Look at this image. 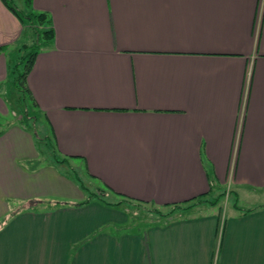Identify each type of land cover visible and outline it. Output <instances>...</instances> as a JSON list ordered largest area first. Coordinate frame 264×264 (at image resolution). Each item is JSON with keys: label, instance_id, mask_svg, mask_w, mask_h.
Instances as JSON below:
<instances>
[{"label": "crops", "instance_id": "obj_1", "mask_svg": "<svg viewBox=\"0 0 264 264\" xmlns=\"http://www.w3.org/2000/svg\"><path fill=\"white\" fill-rule=\"evenodd\" d=\"M33 9L55 38L27 78L33 127L0 128V264H264V0ZM25 33L0 0V111L8 52ZM83 176L108 203L164 208L231 191L233 208L223 212V197L123 231L124 204L78 206Z\"/></svg>", "mask_w": 264, "mask_h": 264}, {"label": "trees", "instance_id": "obj_2", "mask_svg": "<svg viewBox=\"0 0 264 264\" xmlns=\"http://www.w3.org/2000/svg\"><path fill=\"white\" fill-rule=\"evenodd\" d=\"M6 8L12 12L19 21L23 24V26L26 28V30H31L35 37L37 39L34 41V43L30 44H24L19 49L20 51H23L25 55L22 57L21 63L24 64V71L21 72L18 69L17 77L14 79V87L23 94H26L30 96L32 103L37 106L31 92L27 86V78L30 74L34 63L37 59V56L39 55L40 51L47 47L49 44H51L54 41L55 38V31L53 28V21L52 18L48 13L43 12H36L33 9V0H24V9H21L18 7V5L15 3L14 0H2ZM1 50V48H0ZM31 114V113H30ZM27 113L29 117L31 115ZM90 191L88 190V193ZM90 197L88 198V201L78 204V206L88 204L90 201L100 199L99 201H104L106 205L113 206V207H119L123 204H131L134 203L133 206L140 208L139 205L144 203H139L137 201H133L130 198H127L126 196L123 197V201L116 202V203H108L107 200L103 198V192L102 190H96L95 192H90ZM224 193L221 194L217 199L215 200H208L207 196H199L198 198H194L192 200L180 203V204H172V205H166L164 208L168 209L167 211L163 208H158L155 206H151V209L148 211L150 213V217L147 221H150L152 223L156 222H164V224L170 223L171 221H174L179 215L183 218H188L190 216V211L203 203H207L209 205H217L218 202L223 198ZM130 214V213H129ZM151 223V224H152ZM128 227L124 226L120 230L127 229ZM130 228V227H129Z\"/></svg>", "mask_w": 264, "mask_h": 264}, {"label": "rangeland", "instance_id": "obj_3", "mask_svg": "<svg viewBox=\"0 0 264 264\" xmlns=\"http://www.w3.org/2000/svg\"><path fill=\"white\" fill-rule=\"evenodd\" d=\"M15 3L18 5L19 8L24 9V0H14ZM37 39V37H35V35L33 34V32L31 30H26V33L24 35V37L22 38L21 42L16 46L11 48V50L8 52V59H9V71H10V75H9V79L8 82L6 83L5 87L1 90H3V95L2 97L5 100V104H6V108H3L2 111H0V128L2 129H6L7 126L9 125V123H15L16 121L18 122L19 119L23 120L24 123L30 125L31 127H33L31 120H29L28 118V114L31 115V119H33L34 114L32 112V100L30 99L31 97L20 93L15 87H14V79L17 77V73H18V69L19 71L23 72L24 71V64H20V61H22V57L25 55V53L23 51H20L19 48H21V44L27 43V44H32L34 43V41ZM18 68V69H17ZM2 107V106H1ZM28 108L31 110V112L28 110ZM36 133L39 134V136L42 135V130L40 128L36 129ZM40 153H41V159H39V161H41V163H45L47 165L46 162H52L53 160V156H49L50 153H48V149L47 146H45L44 143H39L38 146ZM45 152V154L43 153ZM47 152V153H46ZM46 159V160H45ZM77 163V162H76ZM78 164V163H77ZM80 165V164H79ZM74 170H77L74 168ZM78 171V170H77ZM80 172V170H79ZM82 173H84L82 171ZM82 181L84 182V184L86 185L87 189L90 192H95L97 190V188L102 187L105 188L104 185L100 184V182L98 181H92L89 180L88 177H84L82 178ZM96 187V188H95ZM85 193L86 196L89 198L91 193ZM228 193V194H227ZM231 191H226L224 193V198L223 199V212L225 210L228 209H232L233 208V201H230V195ZM228 197H227V196ZM114 197H116V195H114ZM114 197H112L111 199H113ZM227 198V200H226ZM97 200H100L99 198ZM120 200H123L122 198ZM107 201H111V200H107ZM46 205V203L44 204ZM125 208L127 209V214L129 215V220L128 222L123 225L128 227L125 230H130V229H134L136 228V230L138 229L137 226L141 225L142 227H144L145 225H149L152 222L147 221L148 218L151 216L150 213H148V211L151 209V205L150 204H141L139 205L140 208H137L134 205V203L131 204H124ZM243 205L246 207L247 204H240L241 207H243ZM48 206V204H47ZM19 209H22V206H16ZM124 208V209H125ZM166 211L168 209L163 208ZM125 211V210H124ZM125 211V212H126ZM130 213V214H129ZM225 213V212H224ZM130 227V228H129ZM142 227H139L142 228Z\"/></svg>", "mask_w": 264, "mask_h": 264}, {"label": "built area", "instance_id": "obj_4", "mask_svg": "<svg viewBox=\"0 0 264 264\" xmlns=\"http://www.w3.org/2000/svg\"><path fill=\"white\" fill-rule=\"evenodd\" d=\"M250 80H251V71H249V72L247 73V85H248L247 90H249V83H250ZM247 90H246V91H247ZM223 220H224V216H223ZM222 230H223V228H222Z\"/></svg>", "mask_w": 264, "mask_h": 264}]
</instances>
